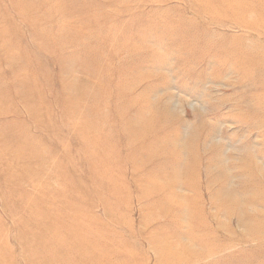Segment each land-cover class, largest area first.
I'll list each match as a JSON object with an SVG mask.
<instances>
[{"label": "rangeland", "instance_id": "1", "mask_svg": "<svg viewBox=\"0 0 264 264\" xmlns=\"http://www.w3.org/2000/svg\"><path fill=\"white\" fill-rule=\"evenodd\" d=\"M0 264H264V0H0Z\"/></svg>", "mask_w": 264, "mask_h": 264}, {"label": "bare ground", "instance_id": "2", "mask_svg": "<svg viewBox=\"0 0 264 264\" xmlns=\"http://www.w3.org/2000/svg\"><path fill=\"white\" fill-rule=\"evenodd\" d=\"M179 162V161H178Z\"/></svg>", "mask_w": 264, "mask_h": 264}]
</instances>
